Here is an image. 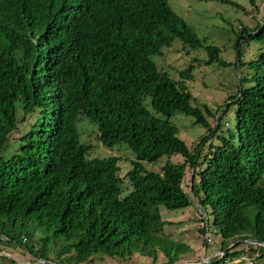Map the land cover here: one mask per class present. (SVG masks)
Here are the masks:
<instances>
[{
	"label": "trees",
	"instance_id": "trees-1",
	"mask_svg": "<svg viewBox=\"0 0 264 264\" xmlns=\"http://www.w3.org/2000/svg\"><path fill=\"white\" fill-rule=\"evenodd\" d=\"M176 40L203 50L205 65H230L168 0H0V245L54 264L155 263L158 253L177 264L192 250L164 234L172 222L161 213L198 214L194 198L198 235L212 230L220 251L237 243L206 264H264V247L243 242L264 243V23L237 30L239 78L214 110L188 91L192 66L175 80L152 60ZM176 113L205 131L193 150L170 121ZM83 120L103 147L134 155L127 197L120 158L86 159ZM163 157L157 172L145 169ZM49 233L63 240L56 252Z\"/></svg>",
	"mask_w": 264,
	"mask_h": 264
},
{
	"label": "rangeland",
	"instance_id": "rangeland-1",
	"mask_svg": "<svg viewBox=\"0 0 264 264\" xmlns=\"http://www.w3.org/2000/svg\"><path fill=\"white\" fill-rule=\"evenodd\" d=\"M229 1L238 4L241 9L217 0H168V3L172 10L193 29L200 39H204L208 45L219 47L221 61L230 65H205L203 62L206 61L207 56L203 50H184L177 40L173 42L170 48H163L161 56L152 58L159 70L167 72L175 80H179L177 73L192 66L191 76L193 79L186 81L185 85L199 104L206 105L211 110L225 102L228 95L235 90L234 86L239 78V72L234 69L233 65L235 61L233 47L236 42L237 30L241 28L252 29L256 22L264 23V0H256L257 12L252 9L247 0ZM245 53V55L248 54V52ZM146 104L147 110L154 113L149 103ZM170 121L177 128L179 139L190 150H193L195 143L205 134L202 128L193 124V118L183 114H174ZM78 132L80 142L92 147L86 156L87 160H100L110 156L120 158L118 163L120 169L118 186L122 191L120 198L127 197L131 192V187L126 178V173L131 168L130 160H133L134 155L123 146L103 147L96 139V128L88 121H80ZM14 137H17V134ZM166 160L167 157H163L156 164L144 163L143 165L147 171L157 172ZM171 162L181 163L182 159L172 157ZM189 186L190 175L188 174L184 180V190L190 194ZM192 201L198 214L192 208L178 212L161 213L162 218L172 222L171 226L164 228V234L175 242L189 246L192 250L191 253L183 255V259L177 264H206L215 257L221 259L224 253L216 247V241L211 233L212 230L210 234H205L203 237H200L195 231L197 228L195 220L202 218V216L198 212L197 204L193 198ZM40 236L42 237L43 233L37 231L35 233L36 239ZM48 236H50V233ZM51 244H56L53 245L56 252L59 250V246L63 244V240L51 237L50 247ZM205 245H208L212 250L211 253L210 250H207L208 255L206 254ZM0 250H2L0 252V264H39L34 258L22 255L19 247L13 248L8 245H0ZM52 256H55V254ZM132 261L134 264H165L167 262L166 258L160 253H158V259L155 263L151 259L139 255H135ZM252 263L253 261L246 256V258L242 257L227 264ZM93 264H116V262L104 257L102 260L97 258Z\"/></svg>",
	"mask_w": 264,
	"mask_h": 264
},
{
	"label": "water",
	"instance_id": "water-1",
	"mask_svg": "<svg viewBox=\"0 0 264 264\" xmlns=\"http://www.w3.org/2000/svg\"><path fill=\"white\" fill-rule=\"evenodd\" d=\"M193 174V173H192ZM194 199V198H193ZM195 200V199H194ZM195 202H196V200H195ZM196 204H197V202H196ZM197 207H198V204H197ZM198 212L201 214V212H200V210H199V208H198ZM245 244L246 243H249V244H258V245H260V246H262V247H264V243H257V242H255V241H243ZM239 243V242H238ZM237 243H234V244H231L230 246H228L224 251H223V253L224 254H226V252H227V250H229L230 248H232L233 246H235ZM38 262L39 263H43V264H54V263H51V262H45V261H42V260H38ZM200 264H204V263H200Z\"/></svg>",
	"mask_w": 264,
	"mask_h": 264
}]
</instances>
